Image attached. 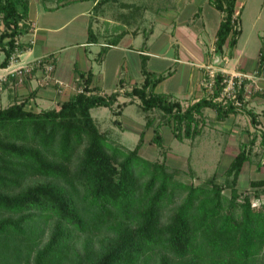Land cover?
<instances>
[{"label": "trees", "instance_id": "trees-1", "mask_svg": "<svg viewBox=\"0 0 264 264\" xmlns=\"http://www.w3.org/2000/svg\"><path fill=\"white\" fill-rule=\"evenodd\" d=\"M235 1L211 0L222 13L218 53L236 42ZM28 10V0H0L1 68L30 45L18 41L30 30ZM78 74L82 91L56 108L35 110L24 102L0 107V264H264V178L250 179L249 190L237 185L255 143L264 148V133L259 140L249 133L223 182L214 173L195 183L190 167L185 182L180 169L166 164L160 130L168 126L175 139L193 141L202 133V111L211 108L217 120L226 119L244 107L242 89L241 107L218 100L224 75L217 72L210 93L182 106L155 92L168 74L147 70L144 56L143 80L124 94L139 100L146 117L129 149L109 143L90 113L97 106L111 109L120 94H101L89 86L90 71ZM153 112L159 114L155 124ZM149 127L160 160L139 153Z\"/></svg>", "mask_w": 264, "mask_h": 264}, {"label": "crops", "instance_id": "crops-1", "mask_svg": "<svg viewBox=\"0 0 264 264\" xmlns=\"http://www.w3.org/2000/svg\"><path fill=\"white\" fill-rule=\"evenodd\" d=\"M28 5L26 23L30 26V30L19 36L18 41L30 42V45L16 56L13 65L20 66L25 62L52 56L55 64L53 76L62 82V85L57 83L38 85L37 78L40 77L38 71L32 76H23L22 81H19L18 77L7 76L6 84L0 91V107L24 102L25 107L35 110L56 108L75 94L81 86L78 73L86 74L88 71L92 73L90 87H97L101 94H109L110 90L120 94L112 108H116V104L124 103L125 106L135 101L139 104L137 98L131 99L124 94L143 80L141 74L143 57L145 56L147 70L157 76L164 74L161 65L154 67L149 64L151 58L163 59V57L158 58L160 54L148 49L147 42L153 36V28L158 27V32H163L165 37H176L174 41L177 44H189L198 39L195 24L201 19L203 27L215 26V35L207 59L202 55L197 57L195 51L187 47V55L174 58L175 61L185 65V70L188 72L187 87L167 84L176 73L175 70L169 71L170 73L168 72V75L157 84L155 92L166 94L171 100L187 106L209 93L204 84L208 71L220 72L222 75L246 74L250 79L245 80V88L249 85L252 88L257 87V90L245 97L244 107L221 121L216 119L213 109L205 108L202 111L204 118L202 130L209 125L207 121L209 112L213 113V125L228 122V128L222 132L227 133L228 138L235 140L223 145L225 147L222 151L223 155L234 151L237 153L239 145L248 141L249 133L256 132L258 140L260 134L264 133V0L235 1L238 34L233 47L225 45L222 53H218L214 45L222 13L213 6L211 0H174L173 2L171 0H28ZM153 5H156V8ZM214 9L218 15L212 12ZM148 12H152L150 17L147 15ZM217 17L219 20L216 19ZM76 22L79 23V27L75 29L79 28L82 34L80 40L74 39L75 31L67 30ZM144 24L152 27L150 37L146 36L145 31L140 30ZM166 27H170L171 30L166 31ZM104 47H107V50L99 58L98 53ZM184 47L182 46L183 51ZM231 60L234 64L229 69L225 64ZM261 62L262 67L258 72ZM6 69L7 67H0V76L6 74ZM121 96L125 100L120 103L118 100ZM206 109L209 110L208 113ZM248 111L255 115L257 125H251ZM121 114L122 108L118 116ZM240 118L246 121L242 128L240 125L234 126ZM112 119L118 120L113 116ZM144 127L145 124L138 129L139 134ZM163 130L164 126L161 127L162 135ZM199 136H196L194 141L199 140ZM257 143L259 144V141ZM250 162L247 161L248 164ZM261 164L263 162L258 160L256 165L254 164V170L256 171Z\"/></svg>", "mask_w": 264, "mask_h": 264}, {"label": "rangeland", "instance_id": "rangeland-1", "mask_svg": "<svg viewBox=\"0 0 264 264\" xmlns=\"http://www.w3.org/2000/svg\"><path fill=\"white\" fill-rule=\"evenodd\" d=\"M170 1V0H168ZM174 0H171L173 2ZM170 4V2H168ZM156 8V5H153ZM214 9L212 12L218 15V12ZM149 17L152 15V12H148L147 14ZM215 15V16H216ZM216 19L219 20L217 17ZM67 28L69 31H75L74 39L80 40L81 33L75 27H79V23H73ZM196 35L198 39L195 40L194 43H179L177 44L175 38H171L170 36L165 37L163 32H158V27H154L153 36L147 42L148 49L153 51L157 54H160L163 59H154L151 58L149 60V64L153 65L154 67L162 66V71H164L163 75L168 74L169 71H175L172 78L169 79L168 85L172 86H180L182 88L187 87V80H188V72H186L185 65L180 64L177 60L175 61L174 58H181L182 55H187L186 52L188 51L187 47H190L195 53L197 57L202 55L205 59H207V53L209 52V47L214 38L215 26L214 28H208L207 26H202V20L199 19L196 21ZM213 25V24H212ZM211 25V26H212ZM0 29L2 26L0 24ZM152 27L148 24H144L140 27V30L146 32V36L150 37L152 34L150 33ZM171 28L166 27V31H170ZM170 35V34H169ZM135 43V42H134ZM137 45V44H136ZM140 45V43H138ZM184 47V51L183 48ZM3 58V53L0 51V59ZM26 63V62H25ZM111 65V59L109 61ZM234 62L231 60L227 62L225 65L227 68H232ZM162 74V73H161ZM113 91H109L108 93H112ZM166 95V94H162ZM125 100L123 96L118 100L120 103ZM127 101V100H126ZM113 110H116L114 107ZM209 110L206 109V113ZM92 117L95 119L99 129L106 133V138L109 143H116L120 144L126 148L132 149L136 146L139 141L140 134L138 133V129L145 124V113L141 111V108L137 101L127 104L122 107V114L120 116L115 115L111 109L105 106H97L93 107L90 110ZM213 113L209 112L207 115L208 124L211 126L213 125L214 117H212ZM117 118L119 122L115 121ZM149 117L154 118V124L159 121V114L158 112H153ZM204 119V118H203ZM246 123L245 120L242 118L238 119V123L234 126H239L242 128ZM204 127L202 130L201 135L199 136L200 139L193 141L189 139H184L179 141L172 136L171 128L164 126V143L166 147V155H165V162L167 165L171 167H175L181 170V173L178 175V178L185 182H190V178L188 175V169L193 170L194 172V181L198 183L199 181L205 180L212 174L216 173L218 181H224V171L232 159L233 155L236 153H228L223 155L225 147L223 146L228 141H234L233 138H228L229 135L227 133L222 132L228 128V122H224L223 124L213 125L211 127ZM232 128V127H231ZM161 130V129H160ZM143 140L141 141V146L139 149V153L148 159H162V156L157 153V149L150 142V138L152 136V128H145L143 131ZM196 142V143H195ZM234 150H236L234 148ZM261 160L263 164L255 171L254 164ZM248 163H244L243 168L241 170L240 176L238 178V188L242 190H249V180L250 178H261L264 177V149L260 147V145L256 142L253 148V152L251 155V162L246 166ZM245 166V167H244ZM224 194H229V189H224ZM256 203V201L254 202Z\"/></svg>", "mask_w": 264, "mask_h": 264}, {"label": "built area", "instance_id": "built-area-1", "mask_svg": "<svg viewBox=\"0 0 264 264\" xmlns=\"http://www.w3.org/2000/svg\"><path fill=\"white\" fill-rule=\"evenodd\" d=\"M17 56V55H16ZM15 63L14 55L11 56L10 63L7 66L6 74L0 76V91L2 90L3 83L7 80V76H15L18 77L19 81H22L23 76L29 75L32 76L35 72H40L38 79V85L43 86L49 83H57L62 85V82L57 80L53 76L54 70V57L46 56L42 58H38L26 63H23L20 66L13 65ZM257 72V71H256ZM215 74L214 72L208 71V78L207 81L204 83L205 87L208 89L210 93L213 89L215 83ZM250 79V76L243 74V73H236L232 75H224L222 79V83L224 84L222 90L220 91L219 96L217 97L218 100L225 102L226 100L233 101L234 105L237 107L242 106V101L238 99L239 91L242 89L243 99L247 95H251V93L257 90V87H248L245 88V80ZM78 92H81L82 89L78 88Z\"/></svg>", "mask_w": 264, "mask_h": 264}]
</instances>
